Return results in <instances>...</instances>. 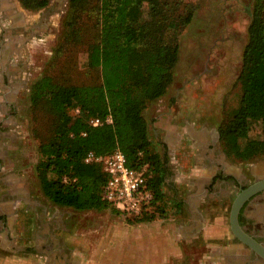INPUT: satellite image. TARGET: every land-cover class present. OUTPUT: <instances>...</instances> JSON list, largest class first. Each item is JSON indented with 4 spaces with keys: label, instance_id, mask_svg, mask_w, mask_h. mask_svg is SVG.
Listing matches in <instances>:
<instances>
[{
    "label": "trees",
    "instance_id": "1",
    "mask_svg": "<svg viewBox=\"0 0 264 264\" xmlns=\"http://www.w3.org/2000/svg\"><path fill=\"white\" fill-rule=\"evenodd\" d=\"M19 1L29 10H39L50 0ZM91 2L95 5L88 7ZM178 7V0H69L55 54L74 51L83 37V19L94 12L98 33L87 43L86 63L99 69L101 81L72 83L45 70L31 86L30 115L40 139L36 173L51 202L76 210L114 209L102 198L107 175L101 163L86 158L90 152L106 155L119 149L131 166H148L154 193L143 215L128 220L151 221L157 212L165 214V170L160 155L150 149L144 110L148 101L167 92L174 78L180 53L177 34L193 17L191 10L182 13ZM238 82L239 104L219 128L230 137L225 141L227 152L250 161L264 155V135L249 133L256 122L264 132V0H255ZM46 106L54 117L49 135L37 119ZM91 118L104 122L94 126ZM235 137H246L241 147Z\"/></svg>",
    "mask_w": 264,
    "mask_h": 264
},
{
    "label": "crops",
    "instance_id": "2",
    "mask_svg": "<svg viewBox=\"0 0 264 264\" xmlns=\"http://www.w3.org/2000/svg\"><path fill=\"white\" fill-rule=\"evenodd\" d=\"M8 13L7 19L0 21L1 37L5 38L0 44V264H82L84 256L76 251L65 259L67 252L62 246L65 232L63 228H52L54 214L50 215L44 207L30 208L31 204L37 206L31 186L36 181L40 139L33 131L32 116L25 112L27 105L31 107L30 100L29 104L23 100L29 97L38 78L29 51L37 43L34 31L39 24L20 17L16 3ZM192 115L173 105L153 122L146 118L150 149L163 161L167 211L172 217L187 214L189 222L175 227L166 219L122 222L112 242L109 232L102 231L101 252L96 255L99 260L86 257V264H171L174 257L182 262V241L187 245L198 244L196 239L206 231L208 208L203 206L204 201L207 198L227 201L233 189H237V181L246 178L242 168L233 165L234 157L219 144V126L200 124ZM185 139L191 143L186 144ZM31 216L38 218L34 244L29 237L23 240L22 231H17L19 219L26 218L29 223ZM89 233L93 231L86 229L80 235L75 229L69 231L67 239L82 240L90 247ZM221 245L222 242L219 246L203 244L213 250L205 255V264H223L229 255L237 263L246 264L245 251L233 244Z\"/></svg>",
    "mask_w": 264,
    "mask_h": 264
},
{
    "label": "rangeland",
    "instance_id": "3",
    "mask_svg": "<svg viewBox=\"0 0 264 264\" xmlns=\"http://www.w3.org/2000/svg\"><path fill=\"white\" fill-rule=\"evenodd\" d=\"M178 1V11L186 13L191 10L193 17L190 23L177 34L176 41L180 46L179 60L167 92L157 99L148 101L144 115L153 122L161 112H165L173 105H178L180 112H192V117H196L198 123L220 127L223 122L230 119L231 111L240 101L241 90L238 76L242 68L243 51L248 40V27L255 0ZM3 2L10 7L15 6L16 3L20 17L39 24L38 29L34 31L37 33V43L33 45L31 52L28 50L35 62L33 67H35V73L38 72L37 77L46 70L56 76L63 75L72 83L101 81L99 69H90L86 63L87 43L98 33L96 18L92 17L94 12L91 17L86 16L83 19V37L79 39L74 51L55 54L68 18L69 0H50L48 6L39 10H29L19 0H3ZM94 5L91 2L88 7ZM7 15L9 13L3 12L0 7V21L7 19ZM3 42L5 38L1 37L0 29V44ZM52 59H55L53 63H51ZM29 100V97H26L23 102L29 104ZM27 106L25 112L30 115V109ZM45 108L37 119L38 122L40 121L42 131L49 135L54 117L49 113L47 106ZM36 124L32 122V128ZM151 132L153 133L152 130ZM249 133L253 137H263L262 124L256 122ZM228 137L226 133L221 132L219 144L223 148L226 147L225 141ZM245 139L246 137H235L236 146L241 147ZM185 143L190 144L191 141L185 139ZM31 147L35 149L33 148L35 145ZM232 161L234 166L242 168L241 171L246 178L241 181L250 183L258 166L264 163V155L250 161H241L236 158H232ZM37 178L36 175V181L31 186L37 206L31 204L30 208L44 207L50 215L54 214L51 219L52 228L54 230L63 228L62 231L65 232L62 238V246L67 252L65 259H70L69 253L76 251L78 255L84 256L82 264H86V257L89 260L94 256L98 261L99 257L96 255L101 252L102 231L109 232V239L112 242L116 240L117 227L122 222L138 223L126 219L110 207L99 211L76 210L72 207L57 205L44 197ZM239 191L238 188L233 189L227 201L208 198L204 201L203 206L208 208V216L205 218L206 231L201 232L200 237L196 239L198 244L192 242L187 245L183 240V257L180 259L182 262H178V259L174 257L171 264H205V255L213 250L204 247L219 246L221 242L223 244L221 246L225 247L231 243L233 234L230 227V211L232 202ZM186 215L172 217L170 211L167 216L159 215L157 212L155 219L171 220L175 227L180 223L189 222L190 216ZM17 226V231L23 233V240L29 237L30 242L34 244L38 218L31 216L29 223L26 222V218H20ZM75 229L80 235L84 234L86 229L93 231L87 234L91 240L90 247H86L82 240L68 241L69 231ZM203 244H205L204 247Z\"/></svg>",
    "mask_w": 264,
    "mask_h": 264
},
{
    "label": "built area",
    "instance_id": "4",
    "mask_svg": "<svg viewBox=\"0 0 264 264\" xmlns=\"http://www.w3.org/2000/svg\"><path fill=\"white\" fill-rule=\"evenodd\" d=\"M106 121H110L108 118ZM104 121L91 119L94 126ZM86 161L101 163L107 175L103 187L102 198L126 219H134L143 215L154 200L153 190L148 183V166L133 167L121 150L106 155H95L90 152Z\"/></svg>",
    "mask_w": 264,
    "mask_h": 264
},
{
    "label": "flooded vegetation",
    "instance_id": "5",
    "mask_svg": "<svg viewBox=\"0 0 264 264\" xmlns=\"http://www.w3.org/2000/svg\"><path fill=\"white\" fill-rule=\"evenodd\" d=\"M3 3V0H0V7L3 12L8 13L10 7L6 6L5 3L3 5ZM256 170L255 174H252L254 178L250 183L237 181L236 186L239 190L264 177V163H261ZM239 221L250 235L264 243V191L253 196L244 204L239 214ZM230 244L235 245L240 251L246 252L243 253L244 258H246V264H264L263 258L236 237H232ZM223 264L241 263H237L234 256L229 255Z\"/></svg>",
    "mask_w": 264,
    "mask_h": 264
},
{
    "label": "water",
    "instance_id": "6",
    "mask_svg": "<svg viewBox=\"0 0 264 264\" xmlns=\"http://www.w3.org/2000/svg\"><path fill=\"white\" fill-rule=\"evenodd\" d=\"M264 191V177L242 188L234 198L230 211V227L234 237L255 251L264 259V243L250 235L239 221V214L244 204L253 196Z\"/></svg>",
    "mask_w": 264,
    "mask_h": 264
}]
</instances>
